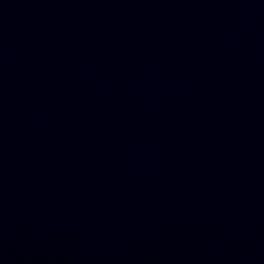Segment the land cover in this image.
<instances>
[{
  "label": "water",
  "instance_id": "1",
  "mask_svg": "<svg viewBox=\"0 0 264 264\" xmlns=\"http://www.w3.org/2000/svg\"><path fill=\"white\" fill-rule=\"evenodd\" d=\"M0 264H264V0H0Z\"/></svg>",
  "mask_w": 264,
  "mask_h": 264
}]
</instances>
